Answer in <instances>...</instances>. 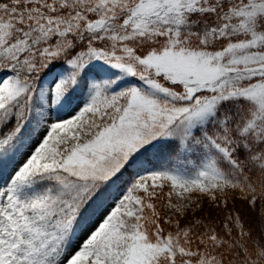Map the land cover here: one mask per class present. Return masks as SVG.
<instances>
[{
  "label": "snow or ice",
  "instance_id": "1",
  "mask_svg": "<svg viewBox=\"0 0 264 264\" xmlns=\"http://www.w3.org/2000/svg\"><path fill=\"white\" fill-rule=\"evenodd\" d=\"M0 264H264V0H0Z\"/></svg>",
  "mask_w": 264,
  "mask_h": 264
}]
</instances>
